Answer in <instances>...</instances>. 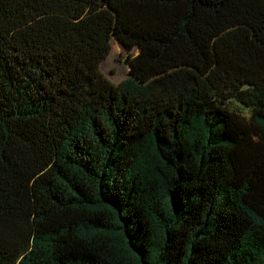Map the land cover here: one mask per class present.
<instances>
[{
	"label": "trees",
	"instance_id": "obj_1",
	"mask_svg": "<svg viewBox=\"0 0 264 264\" xmlns=\"http://www.w3.org/2000/svg\"><path fill=\"white\" fill-rule=\"evenodd\" d=\"M0 264H264V0H0Z\"/></svg>",
	"mask_w": 264,
	"mask_h": 264
},
{
	"label": "rangeland",
	"instance_id": "obj_2",
	"mask_svg": "<svg viewBox=\"0 0 264 264\" xmlns=\"http://www.w3.org/2000/svg\"><path fill=\"white\" fill-rule=\"evenodd\" d=\"M139 53V47L134 48L132 51H127L118 41L113 39L111 52L101 64L102 71L112 82H121L130 75L131 63L129 59ZM232 108L239 111L242 116H250V110L242 107L235 100L232 102Z\"/></svg>",
	"mask_w": 264,
	"mask_h": 264
}]
</instances>
